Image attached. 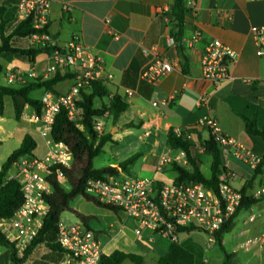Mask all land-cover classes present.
<instances>
[{"label":"crops","instance_id":"1","mask_svg":"<svg viewBox=\"0 0 264 264\" xmlns=\"http://www.w3.org/2000/svg\"><path fill=\"white\" fill-rule=\"evenodd\" d=\"M17 1L0 0V7L6 9L8 29L16 20ZM50 2L49 36L53 42L64 47L74 36H79L83 44L105 60L107 72L113 75L112 84L106 85L109 96L97 98L95 107L109 105L110 99L116 94L122 96L129 104V108L117 121L114 122L112 117L106 119L104 133H111L113 141L106 143L103 153L99 156L107 151L109 144L112 145V155L98 162L96 161L99 156L95 158L96 167L119 166L120 162L139 153L141 157L130 166V172L147 173L149 175L146 176L163 182L175 180L177 174L170 169V164L162 172L156 169L158 159L173 149L168 145L170 131L174 128L195 126L208 116L217 120L223 134L235 144L242 146L260 160L264 158V137L251 136L242 118H255L259 129L264 130V58L257 55L251 32L254 26H264V0H185L186 17L182 41L184 53L188 58L186 74L182 71L175 44L169 45L174 25L172 8L175 0ZM196 30H200L202 36L198 41L191 42ZM215 39L235 53V58L230 64L231 79L220 86L206 81L201 67L205 46ZM14 41L22 46L28 44V39ZM144 50L164 56L174 66L155 88L151 85L152 91L146 85L140 86L144 81L143 73L153 60V55L144 53ZM0 62L3 66L0 76L5 79V82L0 84L9 86L6 78L13 68L25 74H32L34 78L46 79L50 56L46 53L38 55L34 66L16 57L11 60L2 57ZM126 71L130 73L129 80L136 82L135 88L122 84ZM72 85L71 79L58 83L55 87L56 95L69 92ZM127 89L134 91L132 96L126 97ZM155 92L172 96L173 100L166 107H154L152 100L157 96ZM44 93L43 90H37L32 96L40 100ZM98 103L102 106H97ZM81 115L82 111L77 109L75 120H80ZM109 120L115 125L108 131ZM147 132H150L149 136H146ZM26 135H30L37 144L33 153L35 158H42L48 150V145L41 136V123L35 110L26 106L21 118L17 120L13 99L4 96L3 109L0 110V171L13 151L21 146ZM199 138L202 141L208 140V132H200ZM175 154L173 151L172 155ZM222 159L226 168L238 175L232 181V186L241 191L249 183L247 195L259 199L258 203L249 209L239 212L230 231L222 237L223 247L232 255L233 264H264V248L255 247L249 251L237 249L242 240V232L264 233V195L259 193L264 186V165L256 174V169H251L246 163L237 160L230 152L222 153ZM13 170L15 172L10 174V177L18 174V167ZM202 172L209 175L203 170ZM76 199L80 212L91 216L88 227L99 235L105 255L120 250L142 256L143 264L147 261L156 264L167 253L171 241L165 236L159 234L166 240H155L154 237L158 234L150 232L146 240L153 244L148 247L147 242L140 241L143 231L140 235L136 234L138 224L134 219L123 212L116 214L96 206L83 198ZM243 213L246 216L242 215ZM185 243L189 246L187 240ZM213 244L216 245L215 242ZM182 246L190 251L187 246ZM0 250V264H12L10 250L1 246ZM34 252L25 264L36 263ZM216 254V250L209 252L210 257H215ZM212 260V264H222L221 251L220 256ZM122 264L134 263L125 260Z\"/></svg>","mask_w":264,"mask_h":264},{"label":"built area","instance_id":"2","mask_svg":"<svg viewBox=\"0 0 264 264\" xmlns=\"http://www.w3.org/2000/svg\"><path fill=\"white\" fill-rule=\"evenodd\" d=\"M51 2L50 0H18L16 4V21L30 19L33 28L43 30L49 25ZM252 35L256 45L257 55L264 58V26L252 27ZM202 36L196 30L191 42L198 41ZM118 38V36H114ZM28 44L33 47L57 46L47 33H36L28 38ZM175 44L170 37L169 45ZM60 47V46H59ZM63 52L55 51L50 56V66L47 78L56 73L71 74L73 85L69 92L56 95L45 92L41 97L42 111L37 119L41 123V136L46 140L48 150L42 158L33 160L24 159L18 165L16 178L21 183L23 203L12 217L0 219V231L14 246L17 259L24 256L26 249L38 235L44 218L50 210V205L44 198L45 194L52 192L47 177L54 166L70 168L73 156L64 143H55L51 138L52 127L56 115L61 108L67 110L70 118L75 120L76 102L81 99L83 91H87L92 83L101 82L112 84L113 75L106 70L105 60L94 53L82 43L79 36H74L64 47ZM153 55L152 62L143 73V79L154 88L160 80L174 69L173 64L164 56L143 51ZM235 53L219 40L210 41L204 48L201 67L203 78L220 86L231 79L230 64ZM34 78L32 74H25L17 69L10 70L6 78L9 86H22L27 80ZM46 78V79H47ZM133 90L125 91L126 97L133 95ZM157 95L152 100L154 107H166L173 100L172 96ZM110 113L106 111L103 116L96 118L94 129L99 134L105 132L106 119ZM187 128H174L177 136L185 137L192 143L191 152L197 155L205 153V145L197 133L187 132ZM192 128L197 131H207L216 140L223 154L231 153L237 160L246 163L251 169H256L261 162L251 152L235 144L223 134L217 120L208 116ZM187 129V130H186ZM150 132L146 133L149 136ZM227 147L229 149H227ZM175 151L176 154L172 155ZM176 163L187 165L186 153L183 150L171 149L161 156L156 169L162 172L164 168ZM117 174H106L103 178L92 179L88 182L86 192L97 198L107 207L119 209L138 224L136 234L140 235L142 229H148L153 234H160L171 242L179 241L182 228H193L212 238L232 218L240 207L243 195L240 190L232 186V181L238 176L233 170L226 169L219 176L218 191L214 192L202 182L171 180L163 182L150 176H133L125 173L119 166H115ZM68 178L59 172V180ZM264 195V186L259 190ZM242 240L238 250L249 251L252 248H264V233H241ZM58 243L64 252L60 264H102L104 250L97 232L90 229L81 220L74 224H59ZM212 244L208 247L211 248ZM2 252L0 250V257ZM15 264V263H12ZM202 264H208L204 261Z\"/></svg>","mask_w":264,"mask_h":264},{"label":"trees","instance_id":"3","mask_svg":"<svg viewBox=\"0 0 264 264\" xmlns=\"http://www.w3.org/2000/svg\"><path fill=\"white\" fill-rule=\"evenodd\" d=\"M174 16V25L171 30V37L174 39L178 56L181 59L182 71L187 73L188 58L184 53V45L182 41L184 28L186 7L185 0H175L172 8ZM6 9L0 7V58L6 57L11 60L16 57L24 62L34 66L36 57L42 53L51 55L55 51L63 52V48L59 46L53 47H33L27 44L26 46L17 45V39H28L31 35L36 33L49 34V25L43 30H36L33 28L30 19L21 22L14 21L11 28L8 29L9 20L6 18ZM50 35V34H49ZM3 73V66L0 62V75ZM129 71L123 75L122 84L128 87L135 88L136 82L129 80ZM72 79L71 74L62 75L59 72L54 76L44 79L30 78L27 83L22 86H4L0 84V110L3 109L4 96H10L14 101V111L17 120L21 118L22 112L26 106L33 108L37 116L41 115L42 103L41 100L34 98L32 93L37 90L44 92H52L57 94L56 85L62 81ZM141 85H146L150 91L153 87L147 82L142 81ZM109 96V90L106 85L101 82H94L87 91H83L81 99L76 102V107L82 111L80 120H72L64 108H61L56 115L55 122L52 127L51 138L55 143H64L69 148L73 162L70 168L62 166H54L47 177V181L52 187V192L45 194L44 198L50 205V210L44 218L43 225L32 242L26 249L23 258L17 259L16 250L14 246L5 238L0 231V246L10 250V259L15 264H25L28 258L33 254L39 246H45L51 253V257L55 262H61L64 252L58 243L59 224L61 222V215L64 211H73L76 216L88 226V221L91 216L84 215L71 208V202L77 196H83L87 201L93 202L99 207H103L119 213V209L107 207L102 204L97 198L89 195L86 192L87 184L92 179L103 178L106 174H117V169L112 166L96 167L94 159L103 153L104 146L108 142H112L111 133L99 134L94 129L96 118L104 115L106 111L110 113L113 121H117L121 114L129 108L126 100L116 94L113 96L109 105L104 104L101 108L95 107V100L97 98H105ZM245 121L247 132L255 137H264V130H260L255 118H248L242 116ZM187 130V129H186ZM185 132V131H184ZM177 136L173 129L168 136V145L175 150H183L186 153L188 163L191 169L183 168L179 165H173V171L177 174L176 181H195L204 183L209 189L214 192L218 191L219 176L227 168L223 163L222 152L213 136L210 135L208 140L203 141L205 145V154L211 159L209 165V175H205L201 170L202 162L200 155L191 152L192 143L185 137ZM187 132H194L200 136V131L189 128ZM37 148L35 140L26 135L21 146L13 151L8 159L3 163L0 171V219L9 218L14 215L18 208L23 203V193L21 190V183L15 177H10V172L16 165L24 159L33 160L35 158L34 150ZM141 155L136 153L126 160L119 163V167L127 174H131L130 166L133 165ZM264 165V158L256 168V174ZM59 172L63 173L68 178L69 189L65 188L59 180ZM250 187L248 183L246 187L241 190L243 200L237 212L232 218L223 226L222 229L216 231L213 236L215 243L223 255L222 264H233L232 255L228 253L223 247V235L228 233L234 223L239 212L243 209H249L251 206L258 203L259 199L247 195V189ZM193 228H182L181 233L194 231ZM125 260H130L134 264H143V257L133 253H126L124 251L115 250L109 255L102 256V264H122ZM156 264H197L195 255L183 247L178 241L171 242L170 247L165 255H163Z\"/></svg>","mask_w":264,"mask_h":264},{"label":"rangeland","instance_id":"4","mask_svg":"<svg viewBox=\"0 0 264 264\" xmlns=\"http://www.w3.org/2000/svg\"><path fill=\"white\" fill-rule=\"evenodd\" d=\"M17 45H21V44L19 43ZM0 82H5L4 76H0ZM36 94L38 95V93H36ZM97 106L101 107L102 104L98 103ZM108 123H110V124H108V127H107V130L109 131L115 124L111 120H109ZM111 148H112V145L109 144L107 147V151L103 155L99 156L97 158L96 162H98L99 160L108 159L109 157H111V155H112L111 154ZM200 160L202 162V165H201L202 170L204 172H207V174H208L209 173L208 167H209V163L211 162L210 157L204 153V155L202 154V156H200ZM170 165H171L170 169H173V165H177V164L173 163ZM182 167L188 169L187 165H182ZM14 172H15V170H12L10 172V174H12ZM131 175H133V176H146L149 174H147V173H140L139 174L136 172H131ZM60 182L65 188L69 189L68 179L67 180L61 179ZM76 198H83L84 200H86L83 196H77ZM76 198L71 202V208L80 212L79 204H78V202H76V200H78V199H76ZM87 202H89V201H87ZM91 203H93V202H91ZM94 205H96V204H94ZM107 210H109V209H107ZM242 215L246 216L245 213H243ZM61 221L64 224L70 225V224H74V223L80 221V219L76 216V214L73 211L66 210L61 215ZM142 231H143V233H142V237H141L140 241L141 242H143V241L147 242L146 237L151 231L148 229H145V228H143ZM160 238L165 239V237H161L159 234L154 237L155 240H158ZM226 238H228V235H226ZM186 240H187L189 246H187V244L185 243ZM179 242L182 245L187 246L190 249V251H192V253L197 258L198 264H202L204 261H208V264H212V262H213L212 258L217 259L218 256H220V251H219L218 245L217 244L214 245L213 243H211L210 236L201 232V231L194 230L191 232L182 233L179 235ZM147 243H148L147 244L148 247H150L153 244V243L151 244L149 242H147ZM209 244H212L211 248L208 247ZM210 250H216L217 254L215 257L209 256ZM34 258H36V260H37V261H35L36 263H34V264H58L57 262L53 261L50 251L43 245L36 248V250L34 252ZM146 264H151V262L147 261Z\"/></svg>","mask_w":264,"mask_h":264},{"label":"water","instance_id":"5","mask_svg":"<svg viewBox=\"0 0 264 264\" xmlns=\"http://www.w3.org/2000/svg\"><path fill=\"white\" fill-rule=\"evenodd\" d=\"M212 238L215 240V237L214 236H212Z\"/></svg>","mask_w":264,"mask_h":264}]
</instances>
